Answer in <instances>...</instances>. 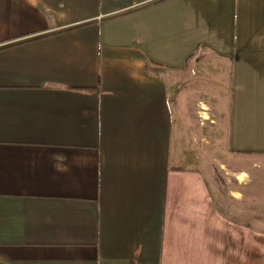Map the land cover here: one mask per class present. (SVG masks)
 <instances>
[{
    "label": "crops",
    "instance_id": "0c3cea01",
    "mask_svg": "<svg viewBox=\"0 0 264 264\" xmlns=\"http://www.w3.org/2000/svg\"><path fill=\"white\" fill-rule=\"evenodd\" d=\"M254 159L264 0H0V264H264Z\"/></svg>",
    "mask_w": 264,
    "mask_h": 264
},
{
    "label": "rangeland",
    "instance_id": "374dc122",
    "mask_svg": "<svg viewBox=\"0 0 264 264\" xmlns=\"http://www.w3.org/2000/svg\"><path fill=\"white\" fill-rule=\"evenodd\" d=\"M232 176V175H231ZM232 182H234L235 184H239L238 186H248L249 185V189H248V193L250 194V200L248 201H244L245 205L250 206V216H252L251 218V222H252V231H253V235L256 237V239L258 240V238L261 239V241H264V234L260 233L262 230H264V228H253L255 225L258 226L257 224V219H258V213H259V196H264V189L261 188L260 184L263 183L264 181V162H260L259 159H254L252 160L251 164H250V169L247 172H237L236 174H234L232 176ZM238 189H240L242 187H238ZM243 201H240L236 207H240L239 211H240V216L237 214V211L235 210V217L236 219H242V213H243ZM247 210V209H246ZM245 210V213H246Z\"/></svg>",
    "mask_w": 264,
    "mask_h": 264
}]
</instances>
